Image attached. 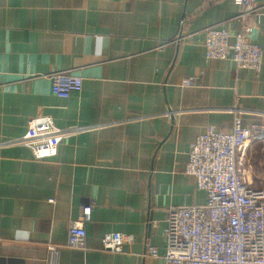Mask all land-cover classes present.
<instances>
[{
    "label": "crops",
    "instance_id": "1",
    "mask_svg": "<svg viewBox=\"0 0 264 264\" xmlns=\"http://www.w3.org/2000/svg\"><path fill=\"white\" fill-rule=\"evenodd\" d=\"M257 3L260 22H246L262 50L255 72L205 58L206 28L241 32L233 0H0V264H168V210L206 201L182 174L190 144L209 126L228 131L236 115L264 125ZM56 71L80 77L82 90L53 96ZM188 78L197 85L183 87ZM33 118L71 133L56 155L34 160L21 145ZM245 159L247 182H264V142ZM84 207L85 247L70 248ZM109 233L133 243L106 251Z\"/></svg>",
    "mask_w": 264,
    "mask_h": 264
},
{
    "label": "built area",
    "instance_id": "2",
    "mask_svg": "<svg viewBox=\"0 0 264 264\" xmlns=\"http://www.w3.org/2000/svg\"><path fill=\"white\" fill-rule=\"evenodd\" d=\"M233 3L240 8L235 18L242 24L241 32L230 34L206 28L202 44L205 58L230 61L237 70L258 72L262 50L251 41L253 28L246 22L253 16L259 23L262 8L257 0H233ZM182 35L176 41L183 40ZM48 78L51 93L57 98L67 99L82 90V79L69 71L52 72ZM181 85L195 87L197 81L188 78ZM70 134L57 129L47 118H33L19 141L29 148L34 160H43L56 155L60 143ZM260 142H264V125L245 127L240 115H236L228 131L209 126L190 144L182 174L194 181L195 188L205 192L206 201L203 205L168 210L163 257L166 263L264 264V191L247 182L245 170L246 149ZM89 218L90 207H84L77 220L70 223L68 247H85V224ZM132 243L130 235L109 233L102 237L101 248L124 253ZM49 250L55 251L54 247ZM144 255L156 257L158 252L148 246Z\"/></svg>",
    "mask_w": 264,
    "mask_h": 264
},
{
    "label": "rangeland",
    "instance_id": "3",
    "mask_svg": "<svg viewBox=\"0 0 264 264\" xmlns=\"http://www.w3.org/2000/svg\"><path fill=\"white\" fill-rule=\"evenodd\" d=\"M251 186L264 191V182H251Z\"/></svg>",
    "mask_w": 264,
    "mask_h": 264
}]
</instances>
